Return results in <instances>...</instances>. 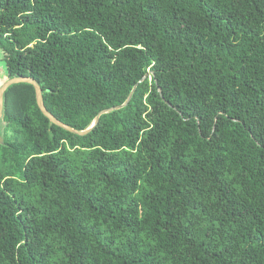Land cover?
<instances>
[{"label":"trees","instance_id":"trees-1","mask_svg":"<svg viewBox=\"0 0 264 264\" xmlns=\"http://www.w3.org/2000/svg\"><path fill=\"white\" fill-rule=\"evenodd\" d=\"M0 264H264V0H0ZM134 89V90H133Z\"/></svg>","mask_w":264,"mask_h":264},{"label":"water","instance_id":"water-1","mask_svg":"<svg viewBox=\"0 0 264 264\" xmlns=\"http://www.w3.org/2000/svg\"><path fill=\"white\" fill-rule=\"evenodd\" d=\"M17 83H29L33 86L34 91H35L36 103H37L40 111L42 112V114L44 116H46L50 120L51 123L65 129L67 131L78 134V135H85V134L89 133L94 128V126L97 125V123L99 122L100 116L102 114L122 108L123 106H125L128 103V101L130 100V98L133 94V91H131L128 98L126 99V101L123 104L101 110L97 114V116L94 118L92 123L86 129L76 130L73 127H71V126L65 124L64 122L60 121L59 119H57L52 113H50L47 110V108L44 105L41 86L39 85V83L34 78L29 77V76H17V77L7 78L4 81V83H2V85L0 86V120L3 119L5 91L9 86H11L13 84H17ZM2 142H3V138L0 137V143H2Z\"/></svg>","mask_w":264,"mask_h":264},{"label":"rangeland","instance_id":"rangeland-1","mask_svg":"<svg viewBox=\"0 0 264 264\" xmlns=\"http://www.w3.org/2000/svg\"><path fill=\"white\" fill-rule=\"evenodd\" d=\"M2 56V52H0V57ZM7 75L5 73L4 65L2 61L0 60V86L4 81L7 79ZM7 133V125L3 119L0 120V137L3 138L5 137Z\"/></svg>","mask_w":264,"mask_h":264}]
</instances>
